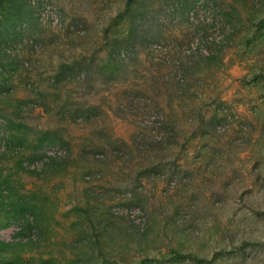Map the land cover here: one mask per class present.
<instances>
[{
  "label": "rangeland",
  "instance_id": "obj_1",
  "mask_svg": "<svg viewBox=\"0 0 264 264\" xmlns=\"http://www.w3.org/2000/svg\"><path fill=\"white\" fill-rule=\"evenodd\" d=\"M0 264H264V0H0Z\"/></svg>",
  "mask_w": 264,
  "mask_h": 264
}]
</instances>
